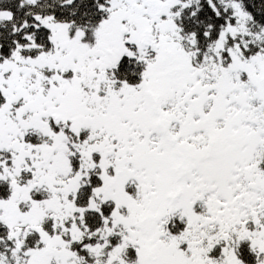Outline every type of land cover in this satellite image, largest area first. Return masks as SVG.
<instances>
[{
    "label": "snow or ice",
    "instance_id": "obj_1",
    "mask_svg": "<svg viewBox=\"0 0 264 264\" xmlns=\"http://www.w3.org/2000/svg\"><path fill=\"white\" fill-rule=\"evenodd\" d=\"M0 264H264V0H0Z\"/></svg>",
    "mask_w": 264,
    "mask_h": 264
}]
</instances>
